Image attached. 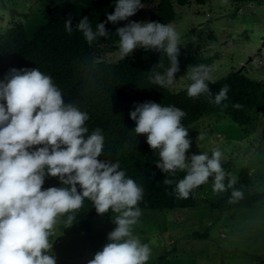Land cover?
Segmentation results:
<instances>
[{
  "label": "clouds",
  "instance_id": "9594fccd",
  "mask_svg": "<svg viewBox=\"0 0 264 264\" xmlns=\"http://www.w3.org/2000/svg\"><path fill=\"white\" fill-rule=\"evenodd\" d=\"M114 10L95 28L87 16L75 29L92 44L106 37L107 22L126 20L144 6L142 0H113ZM68 33L73 31L70 18L64 20ZM119 58L137 47L166 55L169 66L151 71L153 83L167 87L179 71L180 33L172 23L155 20H129L116 28ZM211 68L200 64L186 72L187 95L206 94L215 104L227 99L228 85L212 97ZM239 106V105H234ZM186 113L174 105L147 100L136 103L129 116L137 134H147L146 142L158 150L156 166L164 173L184 176L175 184L179 198L212 178L215 192L231 189L230 198H241L234 188L236 177L222 164L223 152L186 155L191 146L188 128L182 124ZM86 111L65 102L53 78L38 67H10L0 79V264H56L53 241L49 240L57 217L81 207L84 198L93 202L97 213L112 212L115 227L107 233L108 242L95 252L87 264H146L152 249L133 234L141 215L138 202L143 187L126 175L119 162L98 159L104 148V134L96 128L91 133L85 124ZM38 146V147H33ZM56 176L62 186L41 188L45 176ZM172 181L165 178V183ZM79 186V190H78ZM74 221L68 216V225Z\"/></svg>",
  "mask_w": 264,
  "mask_h": 264
},
{
  "label": "rangeland",
  "instance_id": "374dc122",
  "mask_svg": "<svg viewBox=\"0 0 264 264\" xmlns=\"http://www.w3.org/2000/svg\"><path fill=\"white\" fill-rule=\"evenodd\" d=\"M76 1L0 0V33L21 22L27 35L33 37L47 23L44 12ZM160 1L145 3L139 15L128 17L125 24L129 20L164 22L156 17ZM173 4L175 18L171 23L180 33L181 50L190 56H217L210 65V80L239 70L264 85V3L190 0L185 5ZM7 56L10 67L31 68L17 58L16 52ZM100 59L116 61L119 50L103 53ZM190 71L171 85V92L188 86L185 73ZM250 119L251 124L245 127L229 116L200 119L191 126L193 139L186 155L210 153L218 147L222 160L232 163L236 183L242 168L249 167L254 180L252 192H263L264 106L252 110ZM57 181L62 186L58 177ZM212 184L209 178L198 187L193 208L141 209L133 234L152 249L146 264H264V199L251 207L220 213L218 207L226 192L213 191ZM64 214L57 217L49 236L56 264H87L108 242L107 233L115 227L112 216L118 213L91 216L87 230L75 224L67 226Z\"/></svg>",
  "mask_w": 264,
  "mask_h": 264
},
{
  "label": "trees",
  "instance_id": "16d2710c",
  "mask_svg": "<svg viewBox=\"0 0 264 264\" xmlns=\"http://www.w3.org/2000/svg\"><path fill=\"white\" fill-rule=\"evenodd\" d=\"M150 1L142 0L143 4ZM173 1L185 5L190 0H161L156 12L158 20L171 23L175 18ZM229 1L241 4L256 2L258 5L264 3V0ZM113 10V0H78L68 7L55 6L44 12L47 23L33 37L27 35L21 22L13 24L0 33V79L4 78L10 68L8 52H16L17 58L26 66L38 67L49 74L61 89L64 101L71 102L88 113L89 118L85 121L88 132L91 133L96 128L102 130L105 137L104 148L98 159L118 161L126 175L143 187V197L138 202L140 209L193 208L196 206L195 194L199 186L187 198L177 196L175 184L184 176V171L177 170L175 175H170L156 166V161L160 159L158 150L147 144V134L135 132V121L130 118L129 111L134 109L136 103L147 100L179 107L186 113L182 117V124L188 128V136L192 142L191 126L203 118L229 116L242 127L250 125V112L264 106V85L244 72L232 71L224 77L210 80L213 81L209 85L213 98L220 87L225 84L229 86L227 99L221 104H215L206 94L199 97L188 96L187 87L173 93L171 85L161 87L153 83L149 70L156 64L157 70L161 72L169 66L167 56L159 51L145 50L142 47L132 56L123 59L102 60L100 56L103 53L118 50L119 36L115 30L118 26H123L125 20L107 22L105 27L108 35L92 44L85 41L75 25L81 17L87 16L95 28L96 22L106 21L107 14ZM140 10L141 8L131 17L139 15ZM67 18L72 22L71 33L64 28V20ZM211 39L213 42L216 40L214 36ZM216 57L190 56L180 50L179 71L175 73L173 84L179 81L185 71L200 64L210 66ZM222 164L226 172L231 174L232 163L222 160ZM165 178L172 182L165 183ZM253 184L249 167H243L238 182L233 186L242 191V197L231 199L229 189L220 201L219 212L251 207L262 201L264 191L252 192ZM49 186H60L56 176H45L41 188ZM114 213L111 209L109 212L97 213L93 202L84 198L80 208L64 214L63 221L67 224L68 216H72V224L87 230L91 216H111Z\"/></svg>",
  "mask_w": 264,
  "mask_h": 264
}]
</instances>
